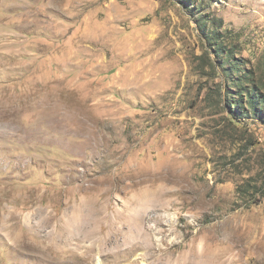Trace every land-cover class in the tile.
<instances>
[{"label": "rangeland", "instance_id": "obj_1", "mask_svg": "<svg viewBox=\"0 0 264 264\" xmlns=\"http://www.w3.org/2000/svg\"><path fill=\"white\" fill-rule=\"evenodd\" d=\"M0 264H264V0H0Z\"/></svg>", "mask_w": 264, "mask_h": 264}, {"label": "trees", "instance_id": "obj_2", "mask_svg": "<svg viewBox=\"0 0 264 264\" xmlns=\"http://www.w3.org/2000/svg\"><path fill=\"white\" fill-rule=\"evenodd\" d=\"M238 85L239 86H241L242 87V91L244 90V86H243V84L242 83H238ZM255 95H257V94H253L252 96L251 95H247V97H248V103H249V105L251 106V107H255L256 105H257V103L259 102V99H258V97L257 96H255ZM243 104H242V102H238L237 104H236V107H240V106H242ZM236 109V108H235Z\"/></svg>", "mask_w": 264, "mask_h": 264}]
</instances>
